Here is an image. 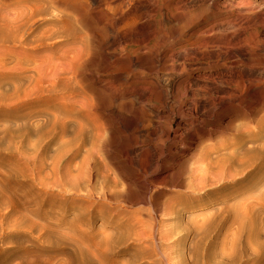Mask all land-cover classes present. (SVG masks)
<instances>
[{"label": "bare ground", "instance_id": "obj_1", "mask_svg": "<svg viewBox=\"0 0 264 264\" xmlns=\"http://www.w3.org/2000/svg\"><path fill=\"white\" fill-rule=\"evenodd\" d=\"M188 1L170 0L169 7L179 9ZM232 2L226 1L223 8L232 9ZM237 7L235 14L221 19L203 18V25L197 31L206 35L236 23L243 25L230 38L216 39L230 46L227 59H231L230 65L233 66L226 75L208 79L207 85H204L207 98L192 101L185 111L183 100L176 96L178 92L175 86L159 90L165 102L174 101V105L168 108L173 117L163 144L154 146L152 143L153 136L158 133L152 113L142 118L133 113L135 130L143 133L140 136L132 135L131 139L125 137L120 143L113 132L101 129L94 122L76 125L68 121L69 117L78 116L77 110L72 109L67 111L65 119L41 125V131L37 132L41 136L37 139H23L14 149V146H9L8 149L19 154L20 159L18 166L15 165L3 179L0 178V244L7 243L14 232L33 234L39 231V238L63 250H74L81 257L80 263L85 261L87 264H242L245 257L251 255L258 262L262 261L264 117L260 118V124L237 134L230 144H224L226 142L222 140V145L217 146L219 138H212L223 130L222 123L227 115L238 112L253 116L264 107V72L254 74L245 65V62L257 64L263 60L261 53L257 59L250 57L247 49L248 44L261 36L259 29L264 27V0H242ZM82 10L85 9L82 7ZM248 29H252L251 35L244 36ZM150 58L157 65L172 61L171 47ZM79 59L60 64L54 58L48 61L41 58V67L34 66L32 70L41 72L36 76L41 77V83L48 81L45 78L60 75L72 86L73 80L77 79ZM137 65L138 61L132 58L119 60L120 69L130 73L119 84L124 89L103 82L116 102L115 107L131 109L142 94L151 91L152 80L145 85H137L139 79L137 73H133ZM19 69L23 70L24 67ZM158 69H155L157 75ZM224 77L235 78L222 81ZM219 93H224V97L216 96ZM199 108L210 118L199 121ZM182 114L190 117L191 130L181 151L191 161L174 164L175 157L166 156L165 149L168 147L167 142H175L172 128L176 118ZM84 116H88L87 119L91 117ZM231 123L228 122L227 129H230ZM129 128L131 126H126V130ZM206 142H210V145H205ZM193 148L195 151L191 153ZM168 149L172 150V147ZM154 170H161L162 174L153 179L148 175ZM260 174L249 188V197L241 195L242 199L237 205L228 204L222 210L221 217L218 215L216 220L206 224L203 236L197 243L202 247L201 253H180V249L178 252H162L164 246L173 248L171 244L174 243H171L170 238L178 236L185 225L193 220L191 214H184L187 208L183 206L187 201L180 199L169 208L159 201V194L167 186H172L169 191L173 195H180L186 189L190 194L185 198L198 199L207 188L221 182L236 181L240 175L250 179ZM12 182L18 186L9 188ZM129 203L140 205V210L129 211ZM182 204L183 209H179ZM40 205L41 210L40 207L36 208ZM67 213H71V219L78 221L80 226L73 221H65L63 214ZM34 217L47 218L48 221L45 220L47 223L40 226ZM97 221L98 225H95ZM10 228L14 231H5ZM213 233L218 235L212 236L215 239L210 238ZM86 236L92 238L91 242L87 241L91 238ZM16 251L15 264H41V253L36 246L18 242Z\"/></svg>", "mask_w": 264, "mask_h": 264}, {"label": "rangeland", "instance_id": "obj_2", "mask_svg": "<svg viewBox=\"0 0 264 264\" xmlns=\"http://www.w3.org/2000/svg\"><path fill=\"white\" fill-rule=\"evenodd\" d=\"M226 1L228 0H189L184 6L175 9L169 7L170 0H0V66L5 65L0 68V178L3 179L9 170L15 168V165L18 166L20 159L19 154L8 149L9 146H14V149L23 139H37L41 136L37 133L41 131V125L56 119H65L67 111L72 109L77 110L78 116L69 117L68 121L76 125L94 122L101 129L113 132L120 143L125 137L131 139L132 135L140 136L143 133L135 130L133 113L139 118L152 113L153 124L158 130L152 143L154 146L163 144L173 117L168 108L169 105H174V101L165 102L164 97L158 93L159 90L175 86L178 92L176 96L183 100V108L187 111L192 101L207 98L204 85H207L209 78L217 79L226 75L233 66L230 65L231 59H227L230 46L224 44L225 41L217 40L230 38L243 27L241 23L222 27L206 35L197 32L203 25V18L221 19L235 14L242 0H233L232 9L223 8ZM251 30L248 29L244 36H250ZM259 32L260 38L248 44L247 50L254 59L261 53L263 60L257 64H252V61L245 62L246 67L254 74L264 72V27H260ZM170 47L172 61L157 65L154 59L151 60L150 57L162 54ZM80 54L83 56L80 57ZM41 58L45 61L54 58L60 64L67 60H83L77 63L80 64L77 79L73 80L71 86L60 75L56 78H45L48 81L41 83V77H36L39 71L32 70L34 66L41 67ZM129 58L138 61L136 69L133 70L139 79L137 85H145L150 80L153 83L151 91L142 94L132 104L131 109L115 107V100L104 86L108 82L115 85L113 87L124 89L119 84L130 73L120 69L118 64L119 60L126 61ZM19 67L24 69L20 70ZM234 78L224 77L222 81ZM224 95L219 93L216 96ZM177 108H174L175 113ZM202 112V108H199V121L210 118ZM184 114L174 121L172 138L175 142H167L168 147L165 149L166 156L175 157L176 160L172 158L174 164L178 161L183 164L191 161L181 151V146L191 130V119ZM84 115L91 117L87 119L88 116ZM252 115L238 112L227 115L222 123L223 130L212 136L219 138L217 146L222 145V140L226 142L224 144H230L237 134L260 124V118L264 117V107ZM228 122H232L230 129L226 128ZM126 126H131V129L126 130ZM205 145H210V142ZM117 149L121 152L119 147ZM194 151L195 148L191 153ZM158 174H162L161 170H154L148 176L154 179ZM162 176L169 178L167 175ZM260 176L261 174L247 179L240 175L236 181L221 182L207 188L198 199L185 198L190 194L186 189L180 195H173L169 191L172 186H167L159 194V201L167 208L174 206L180 199L187 201L185 205L178 207L187 208L184 214H191L193 220L185 225L178 236L170 238L171 243H174L171 244L173 248L164 246L162 252H178L180 249V253H201L202 247L197 243L203 236L206 224L216 220L218 215L221 217L222 210L228 204L237 205L242 199L241 195L249 197V188ZM17 186L15 182L9 184L12 189ZM37 207L41 210V205ZM127 209L139 211L140 205L129 203ZM189 210L193 212L188 213ZM38 214L41 215V212ZM72 216L71 213L63 214L65 221H73L80 226L78 221L71 219ZM34 220L40 226L48 221L41 217H34ZM53 221L56 224L55 218ZM95 225H98V221ZM40 234L39 231L33 234L14 232L7 243L0 244V252L5 251L0 253V264L16 263L18 242L36 246L41 253V264H87L85 261L80 263L81 257L74 250H63L49 244L39 238ZM215 235L218 236L217 233L210 234V238L215 239L216 237L212 238ZM91 240L92 238L87 239L90 242ZM261 241H264V235L261 236ZM242 264H264V259L258 262L251 255L245 257Z\"/></svg>", "mask_w": 264, "mask_h": 264}]
</instances>
